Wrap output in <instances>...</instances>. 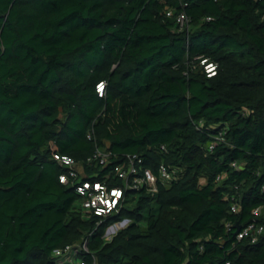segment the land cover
I'll list each match as a JSON object with an SVG mask.
<instances>
[{
    "label": "trees",
    "instance_id": "trees-1",
    "mask_svg": "<svg viewBox=\"0 0 264 264\" xmlns=\"http://www.w3.org/2000/svg\"><path fill=\"white\" fill-rule=\"evenodd\" d=\"M131 161L177 179L84 213L76 185ZM69 260L264 264V0H0V264Z\"/></svg>",
    "mask_w": 264,
    "mask_h": 264
},
{
    "label": "built area",
    "instance_id": "built-area-1",
    "mask_svg": "<svg viewBox=\"0 0 264 264\" xmlns=\"http://www.w3.org/2000/svg\"><path fill=\"white\" fill-rule=\"evenodd\" d=\"M167 16H170L171 13L167 12ZM175 21L179 30H186L188 28V19L184 13H180L175 17ZM205 72L207 76L214 74V66L212 64L204 65ZM105 83H99L96 86V93L99 98H104ZM218 140V139H217ZM212 145L209 146L211 150ZM110 155L109 152L104 150H96L91 159H88V162L97 160L99 164L104 165L105 160ZM54 160L58 161L61 165L68 168V176L62 175L59 177V182L65 184L68 180V177L74 178L77 175L83 176V170L80 165L74 162L71 158L59 156L57 154L53 155ZM233 167H236L235 164H232ZM115 172L118 178L123 180V188L120 187H108L105 183L100 181H82L79 182L75 189L76 192L81 196V208L82 211L86 214H93L99 217H106L112 213L118 211L120 203L123 197L124 190H138L144 188L147 193L154 195L157 192L158 182L162 184H169L170 182L177 179V172L174 169H168L167 167L160 165L157 170V175H154L150 170L138 171L133 162L131 161L126 168L124 166L116 167ZM232 211H236V207L233 206ZM258 209L253 210V214H258ZM126 220L117 222L120 225H127ZM116 224V223H114ZM114 224H111L114 225ZM125 225V226H126ZM110 226V225H109ZM124 226V227H125ZM230 224H226V228H229ZM111 228V227H110ZM263 231L261 226H256L255 223L246 226L245 228L239 230L236 234L237 240L243 239L244 237H250L251 242L254 243L257 239V236ZM116 231L112 232V235ZM112 235H110L112 237ZM81 248L84 251H87L86 240H83L80 244ZM70 250V247H66L64 250L55 251V256H60L61 254L67 253ZM69 264H83L80 263H70Z\"/></svg>",
    "mask_w": 264,
    "mask_h": 264
},
{
    "label": "rangeland",
    "instance_id": "rangeland-1",
    "mask_svg": "<svg viewBox=\"0 0 264 264\" xmlns=\"http://www.w3.org/2000/svg\"><path fill=\"white\" fill-rule=\"evenodd\" d=\"M199 183H200V184H203V183H204V180H203V179H200ZM125 225H126V224H124V225H120V224H117V223H116V224H114V225H112V226H111V225L108 226V227L105 229V232H104V240H105V241L110 240V239H111V236H110V235H112V232L124 228ZM110 227H111V228H110Z\"/></svg>",
    "mask_w": 264,
    "mask_h": 264
},
{
    "label": "water",
    "instance_id": "water-1",
    "mask_svg": "<svg viewBox=\"0 0 264 264\" xmlns=\"http://www.w3.org/2000/svg\"><path fill=\"white\" fill-rule=\"evenodd\" d=\"M235 228H236L235 234H237V232L239 231V226L236 225Z\"/></svg>",
    "mask_w": 264,
    "mask_h": 264
}]
</instances>
